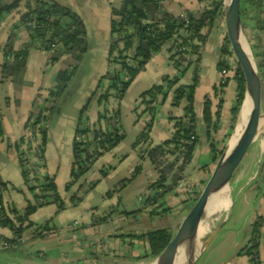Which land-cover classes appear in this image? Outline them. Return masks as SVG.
Segmentation results:
<instances>
[{
    "label": "crops",
    "instance_id": "1",
    "mask_svg": "<svg viewBox=\"0 0 264 264\" xmlns=\"http://www.w3.org/2000/svg\"><path fill=\"white\" fill-rule=\"evenodd\" d=\"M15 1L3 0V6ZM38 1L42 0H22L16 10L0 17V183L4 186L1 201L10 219L35 205L29 190L31 185L24 177L20 154L21 150L29 148L25 140L32 122L38 136L36 146L41 150L42 177L54 182L64 210L59 211L57 205L37 209L29 218L34 226L26 228L25 224L26 230L20 239L15 238L11 229L0 226V244L7 242L12 250L29 251L25 256L14 258L19 261L18 264L35 261L47 264L51 257L55 259V264H152L153 260L143 258L148 252L143 237L157 229H166L158 228L162 219L172 220L168 229L171 234L176 230L186 207L220 162L216 166L211 165V142L218 143L229 134L237 87L231 73L226 87L218 89L221 48L226 39L225 21H217L210 30L203 29L202 35L207 38L201 55H194L196 66L184 74L179 84L191 85L193 71L196 70L198 85L193 107L198 141L181 182L164 200V209H169V213L160 217L152 216L153 207L149 209L146 205L155 193L151 187L159 175L144 158V152L172 137L175 125L170 119L184 117L186 102L174 107L173 91L170 92L157 110L149 141L133 145L150 121L147 114L142 115L141 109L137 111L140 95L161 85L164 77L178 75L169 49H162L149 60L118 102L109 99L105 108L119 117L123 139L111 151L103 153L87 173L73 183V146L81 117L83 121L95 125L100 115L107 111L98 104L96 92L100 85H109L108 81L101 82V79L111 71L109 68L112 69V65L116 71L119 70L118 65L109 63L110 22L112 9L119 8L122 0H46L69 9L79 18L84 26L86 53L76 60L71 52L61 50L53 61L51 56L54 52L46 50L41 41H35L20 83L11 79L2 80V66L6 63L5 46L13 38V51L18 52L29 43V31L20 20L27 3L30 8H35ZM207 6L209 3L206 0H167L163 11L171 17H179L183 12L197 17ZM20 28H24L26 33H22ZM244 30L248 41H253V24L244 25ZM247 30L251 31L250 34ZM123 48V44H119L113 57ZM7 58L13 60L12 56ZM190 63L194 64L188 61ZM64 75L65 79L60 84L59 77ZM206 100L210 102L212 118L208 130L203 117ZM52 105L56 111L52 115L44 114L47 120L43 123L41 137V125H35L36 121L30 118V114ZM86 106L88 108L82 114ZM187 123L188 120H184V124ZM251 152L246 160L251 165L229 188L231 212L225 227L190 264H250L245 250L251 246L254 224L259 218L264 219V133ZM258 182L261 183L259 186ZM70 183L73 185L69 186ZM251 185H256L257 189L245 197L244 193ZM113 196L118 197L117 207L110 205ZM103 219L106 221L101 222ZM48 222L54 233L36 238L35 231ZM260 233L262 237L258 243L262 249L261 258H264V221Z\"/></svg>",
    "mask_w": 264,
    "mask_h": 264
},
{
    "label": "trees",
    "instance_id": "2",
    "mask_svg": "<svg viewBox=\"0 0 264 264\" xmlns=\"http://www.w3.org/2000/svg\"><path fill=\"white\" fill-rule=\"evenodd\" d=\"M159 1L160 0H122V4L119 8L112 9L109 63L118 65L121 72L126 71L128 79L124 80L118 72H107L101 79V82L108 81L109 85L107 87H102V85L99 86V89L105 88V91L97 97V101L100 105L106 104L114 93L119 95L120 99L135 77L145 69L149 60L162 51L163 45L167 42H172V48L169 49V52L171 53L173 49L177 50L176 55H173L171 60L178 71V75L173 78L164 77L161 85L154 86L140 95L137 111L141 109L142 115L147 114L150 121L146 125L145 131L133 145V147H135L146 144L149 141V135L155 121L157 110L165 103L170 92L173 91L174 107L180 106L183 101L186 102L184 117L181 119H170L174 121L175 125V131L172 137L144 152V158L149 161L159 175L158 180L151 187V190L155 193L153 197H150L146 201V205L150 206V204L153 203L155 208L151 212V215L161 217L169 213V209H164V200L169 194L173 193L177 185L181 182L182 174L191 162L193 151L198 141L193 107L194 93L198 85V74L196 70L193 71L191 85L179 86L184 74L191 67L196 66L193 63L188 64L189 60L187 57L189 55L187 56V54L189 52L190 55H201V49L207 38L202 35V31L206 28L210 30L215 27L217 21L224 20L225 0H206L209 6H207V9L199 16L194 17L186 12L185 18L181 16H169L161 10ZM21 2L22 0H17L9 5L2 6L0 8V17L16 10ZM160 17L161 20H158ZM241 18L243 25L253 24L255 31L260 34L263 33L264 0H243ZM20 22L22 25L27 26L30 40L29 43L25 44L18 52L13 51V38H10L7 42L5 46L6 63L2 66V80L11 79L14 83H20L25 72L29 51L33 47L35 41H41V44L46 50L54 52L51 56L53 61L56 60V54H59L61 50L71 52L76 60H80L86 53L84 26L79 18L67 8L46 0L38 1L35 8H30L29 3H27L26 11L22 15ZM183 32L185 33L184 35H182ZM256 40L257 41L249 40V44L262 80L264 73V43L260 42L259 38ZM121 43L124 47L123 50L117 52V56L113 57L118 45ZM8 56H12L13 60L9 61L7 58ZM229 60H232V54L227 40L225 39L224 45L221 48L219 71L232 70L231 73L234 75L233 80L236 83L237 95L235 105L231 111L229 134L224 136L218 143L214 141L211 142L212 166H216L224 154L227 143L234 131L244 100L242 78L236 67L233 70L230 65H228ZM63 79H65V75L59 77L60 84L63 83ZM228 82L229 79L227 78L225 85H221L218 89L222 90L226 87ZM99 89L96 92L97 94L99 93ZM87 108L88 106L83 109L82 114ZM55 111L56 108L52 105L51 107H44L43 110L40 109L37 113L31 112L30 118L35 119V125H41V130H39L41 137L43 134V123L47 120L44 114L47 113L48 115H52ZM203 117L204 124L208 130L212 125L210 102L208 100H206L203 106ZM82 119L81 117L77 134L84 137L91 135L92 143L96 144V148H102L105 153L111 151L122 141L123 135L120 132L119 117L117 114H114V117H109L108 114L105 113L101 114L92 131L87 125V122H84ZM186 119L188 123L184 124V120ZM213 130H217L216 126H214ZM191 138H193V140H191ZM90 146L91 145L87 143H74V165L77 166V173L72 171V179L79 180L89 170L92 164V162H89L90 157L87 154ZM102 155L103 154H100L99 158ZM137 171H139V169H137ZM24 177L27 179V175ZM43 180L41 188L46 192L44 198L47 203L43 205L40 202L41 198L36 188L30 186L29 190L34 196L35 205L26 208L22 215H15L14 219L9 218L7 210H5L2 204L1 193L4 186L0 183V226L11 229L17 239L21 238L26 228H32L34 226L29 222V218L37 209L43 206L57 205L59 211L64 210L54 182L48 178H43ZM72 185V183L69 184V186ZM194 200L195 199L186 207L185 212L188 211ZM100 221L104 222L106 219ZM263 221L264 219L259 218L254 224L251 246L245 250V255L250 258L249 262L254 264H264L263 257L260 258L258 254L253 255L252 253L260 247L258 240L262 237L260 228L263 225ZM25 224L27 226L26 228H24ZM53 233V230L50 228V223L48 222L42 228H38L35 231V236L36 238H42L46 235H52ZM143 239L148 245V252L143 258L146 260H154L168 245L171 239V232L168 229H157L148 233ZM13 243L12 245L15 247V242ZM7 250H12V248L4 249L0 252H5Z\"/></svg>",
    "mask_w": 264,
    "mask_h": 264
},
{
    "label": "water",
    "instance_id": "3",
    "mask_svg": "<svg viewBox=\"0 0 264 264\" xmlns=\"http://www.w3.org/2000/svg\"><path fill=\"white\" fill-rule=\"evenodd\" d=\"M242 5L243 0H230L229 10L225 9L224 11L226 40L236 68L242 78L244 87V100L242 102L234 131L231 134L225 151L235 135L237 126L243 116V110L247 109L248 115L245 120L244 137L238 147L225 161L222 162L221 158L208 181L204 184L194 202L185 213L180 224L171 234V239L168 245L153 260L152 264H186L187 260L191 257H197L202 253L212 239L223 230L231 212V201L230 207L222 223L199 243L193 253L186 252V244L196 220L203 212L217 203L214 204L223 191L227 190L229 192L233 178L247 160L252 148L262 139L264 133V125L262 123V89L251 47L248 38L245 35L244 25L241 18ZM246 51L248 52V57ZM0 264L17 263L3 261L2 263L0 262Z\"/></svg>",
    "mask_w": 264,
    "mask_h": 264
},
{
    "label": "built area",
    "instance_id": "4",
    "mask_svg": "<svg viewBox=\"0 0 264 264\" xmlns=\"http://www.w3.org/2000/svg\"><path fill=\"white\" fill-rule=\"evenodd\" d=\"M166 3H167V0L166 1L165 0H160L159 1V5H160V8H161L162 11L165 8ZM181 16H182V18H185L186 17V13L183 12ZM158 20H161V17ZM184 34L185 33L183 32L182 35H184ZM166 48L167 49H171L172 48V42H167L165 45H163L162 49H166ZM176 53H177V50L173 49V51L170 54L173 56V55H176ZM187 59L189 61H193L194 65H196V57L194 55H189L187 57ZM228 65H230V67L233 70L235 69L236 65H235V62L233 60V57H232V60H229ZM109 70L120 73L121 77L124 80L128 79L127 73H125L123 71L121 72L119 70L116 71V69L113 67V65H112V69L109 68ZM231 72H232V70L231 71L223 70V71L220 72V80H219V87L218 88H220L221 85H225L226 79H227V77H229ZM104 91H105V88H100L98 96L100 94H102ZM112 99H114L115 101L118 102L119 101V95L114 93L113 96H112ZM106 104L105 103L103 104V106H104L103 108H105ZM105 109H107V108H105ZM105 114H108L109 117H114V114L109 113L108 109L105 112ZM84 122H87V121H84ZM87 125L89 126L88 122H87ZM90 129H91V127H90ZM29 130H30L29 131V136L25 140L29 144L28 145L29 148L25 149V150H21L20 154H21L23 165H24V172H25V175H27V179L29 181V185L34 186L36 188V191H37V193L39 194V196L41 198L40 202L43 205H45L47 203L45 201V198H44V196L46 195V192H44L42 190V188H41V184L44 181L43 177H42V172H43V168L44 167H43V162H42V158H41V150H40V148L38 146H36V144L38 142V136H37V134L35 132V129L32 127V122L29 125ZM91 131H92V129H91ZM118 135H121V134H118ZM90 136L91 135H88V137H84V136H81L79 134H76L75 143L76 142L77 143H87V144L91 145L90 148L88 149L87 154L90 157V161L89 162L90 163L92 162V164H93L99 158V155L103 154L105 152L103 151L102 148H99V147L96 148V144L92 143V140H91ZM191 140H193V138H191ZM73 171L75 173H77V166H75V165L73 166ZM72 181L74 183L76 180L72 179ZM152 207H153V209L155 208L153 203H151L150 206L147 207V208L151 209ZM10 247H11V244H9L7 242H4V243L0 244V249L1 250L9 249ZM252 253H253V255H257L258 254V256H260V258H261L262 249L259 247L258 249L254 250ZM249 259L250 258H248V260ZM250 264H254V263L250 262Z\"/></svg>",
    "mask_w": 264,
    "mask_h": 264
},
{
    "label": "bare ground",
    "instance_id": "5",
    "mask_svg": "<svg viewBox=\"0 0 264 264\" xmlns=\"http://www.w3.org/2000/svg\"><path fill=\"white\" fill-rule=\"evenodd\" d=\"M224 6H225V9L229 10L230 0H226L224 2ZM248 56L249 55L247 52V57ZM247 115H248V110L244 109L243 116L241 118L239 125L237 126L235 135L230 141L222 157V162L225 161L234 152V150L238 147V145L241 143L244 137L245 120L247 119ZM263 122H264V117H263ZM214 204H215L214 206L212 205L211 208L203 212L202 215L196 220L195 224L193 225L191 235L186 244L187 253L194 250L199 245V243L211 233L212 231L211 219L213 217L215 218L217 217L218 219L220 215H222L223 213L225 214L227 213L230 207V197H229L228 191L227 190L223 191L219 195L218 199L214 202ZM190 263L191 261L187 260L186 264H190Z\"/></svg>",
    "mask_w": 264,
    "mask_h": 264
},
{
    "label": "rangeland",
    "instance_id": "6",
    "mask_svg": "<svg viewBox=\"0 0 264 264\" xmlns=\"http://www.w3.org/2000/svg\"><path fill=\"white\" fill-rule=\"evenodd\" d=\"M3 4H4V2H3V0H0V8L3 6ZM122 4V3H121ZM121 6V5H120ZM21 29V31H22V33H26V30L24 29V28H20ZM255 29V28H254ZM248 32H249V34H250V32L251 31H249V30H247ZM253 32V31H252ZM251 36H253L252 37V39H254V40H256L257 38H259L260 39V41L262 42V43H264V32L263 33H259V32H257V31H255V33L253 32V35H251ZM236 67V66H235ZM258 71V70H257ZM258 74H259V72H258ZM259 80H260V83H261V89H262V107L264 108V75L262 76V80H261V76L259 75ZM89 124V123H88ZM89 126L91 127V129L93 130V127H94V125H91V124H89ZM253 149V148H252ZM251 155H252V152H251ZM251 155H250V157H251ZM251 159V158H250ZM221 160V159H220ZM251 165V162H247V161H245V163L241 166V168L239 169V171L237 172V174L235 175V177L233 178V181L240 175V173L244 170V169H246V168H248L249 166ZM137 168H138V166H137ZM232 181V182H233ZM261 183H259L258 182V186L260 185ZM257 189V186L256 185H251L250 186V189H248V190H246V192L244 193V195H245V197H247V196H249V195H251V194H253V192L255 191ZM228 194H229V192H228ZM198 195V193L195 195V196H197ZM118 197H116V196H113V198L110 200V205H112L113 207H117V205H118V199H117ZM196 197H194V199H195ZM231 201V200H230ZM243 202V200H241V203ZM76 203H73V205H75ZM74 207V206H73ZM119 209H120V207H119ZM236 209H238V208H236ZM236 209L234 210V214H233V218H232V222L234 221V215H235V211H236ZM225 216H226V214L225 213H223L222 215H220V217L217 219V217L215 218V217H213L212 219H211V224H212V231H214V229H216L217 228V226L219 225V224H221L222 223V221L225 219ZM218 220V221H217ZM171 222H172V220H167V221H165V219H162L161 220V223H160V226L158 227V228H166V229H170V227H171ZM51 224V223H50ZM170 226V227H169ZM211 231V232H212ZM198 247V246H197ZM196 247V248H197ZM196 248L194 249V250H192L191 252H188V253H193L195 250H196ZM29 253V251H27V253L26 252H21V251H15V250H7V251H5V252H0V262L2 263L3 261H14V262H18L19 263V261H17V260H15L14 258H19V256H25L26 254H28ZM196 257V256H195ZM195 257H191L189 260L190 261H192V260H194L195 259ZM47 262V264H55L56 263V261H55V259L53 258V257H51L50 259H49V261H46ZM17 263V264H18ZM250 263V262H249ZM31 264H42L41 262H38V261H35V262H33V263H31Z\"/></svg>",
    "mask_w": 264,
    "mask_h": 264
}]
</instances>
